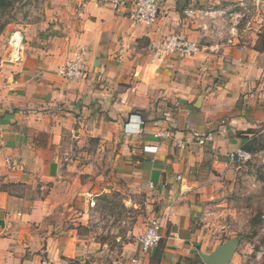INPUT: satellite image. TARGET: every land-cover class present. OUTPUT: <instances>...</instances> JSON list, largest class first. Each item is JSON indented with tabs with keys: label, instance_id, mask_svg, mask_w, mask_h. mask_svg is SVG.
<instances>
[{
	"label": "crops",
	"instance_id": "0c3cea01",
	"mask_svg": "<svg viewBox=\"0 0 264 264\" xmlns=\"http://www.w3.org/2000/svg\"><path fill=\"white\" fill-rule=\"evenodd\" d=\"M48 1L42 22L18 28L21 62L5 61L9 35L0 36V183L8 184L0 189V264L79 260L85 249L62 218L77 200L110 190L101 169L115 140L119 176L150 193L161 241L139 263L130 260L138 243H124L113 264H205L198 250L214 248L200 246L203 209L235 166L227 153L257 137L264 122V49L231 10L243 0H158L150 26L102 0ZM188 8L202 17H188ZM171 34L200 51L162 55ZM81 47L84 77H61L57 68ZM132 114L144 121L136 136L124 132ZM165 129L168 137L154 136Z\"/></svg>",
	"mask_w": 264,
	"mask_h": 264
},
{
	"label": "rangeland",
	"instance_id": "374dc122",
	"mask_svg": "<svg viewBox=\"0 0 264 264\" xmlns=\"http://www.w3.org/2000/svg\"><path fill=\"white\" fill-rule=\"evenodd\" d=\"M242 2L231 7L240 10L237 24L251 27L259 36L258 46H264V0ZM49 7L48 0H21L0 36L10 37L21 25L42 22ZM260 125L256 129L259 145H254L252 159L240 167L233 166L229 175L218 179L216 196L207 202L201 216L205 232L200 246L204 249L211 250L240 236L232 264H264V122ZM115 144L113 158L109 160L105 155L102 159V184L110 190L90 196L94 200L92 206L90 202L77 200L71 205L74 208L63 215L62 227L85 249L73 264H113L122 245L136 241L154 215L150 193L131 187L129 180L130 186L127 185L124 177L119 176L115 155L120 143L115 140ZM105 151L112 150L105 148ZM105 194L107 198L103 197Z\"/></svg>",
	"mask_w": 264,
	"mask_h": 264
},
{
	"label": "built area",
	"instance_id": "2783aa9c",
	"mask_svg": "<svg viewBox=\"0 0 264 264\" xmlns=\"http://www.w3.org/2000/svg\"><path fill=\"white\" fill-rule=\"evenodd\" d=\"M103 2L109 4L115 10L124 9L125 12H128L132 21L135 24H144L150 26L154 24L158 17V0H102ZM242 4V3H241ZM185 13L188 17L194 19L195 17L201 15H196L192 8H188L185 10ZM207 12H202V14H206ZM201 27L203 29H209L210 26L207 23H202ZM24 36L20 30H15L10 35L7 45H8V53L5 61L7 63H19L23 60L24 56ZM231 42V40H228ZM200 45L196 41H192L186 38H183L176 34H171L165 38L162 42L160 51L162 55L175 53L178 56H192L200 51ZM86 56L87 49L85 47L79 48L76 52H74L73 56L66 59L58 68L57 73L67 79L78 80L84 77L86 72ZM144 121L137 114H132L129 116L128 121L124 125V132L130 136L139 135L142 130L141 126H143ZM170 135L169 129L158 130L154 136L158 138H165ZM197 143L203 144L206 139L210 137V134H204L202 136H197ZM178 146L183 147L182 143H179ZM144 150L155 149L154 145H145L143 147ZM252 152L239 146L234 150H231L227 153L226 159L227 162L231 165L241 166L246 162L252 159ZM9 162V159H6ZM178 180H184V177L181 174L176 176ZM149 186L152 187L153 183L149 182ZM91 206L94 205V200L90 199ZM161 228V218L154 217L151 218L143 232L137 237L136 242L139 246V253L136 257L130 259L133 263L142 262L145 254L149 251V249L156 247L161 239L160 235ZM41 264H48L46 261H42ZM141 264V263H140Z\"/></svg>",
	"mask_w": 264,
	"mask_h": 264
},
{
	"label": "water",
	"instance_id": "95a60500",
	"mask_svg": "<svg viewBox=\"0 0 264 264\" xmlns=\"http://www.w3.org/2000/svg\"><path fill=\"white\" fill-rule=\"evenodd\" d=\"M240 236L233 237L217 245L208 253L198 250L199 256L205 264H229L239 244Z\"/></svg>",
	"mask_w": 264,
	"mask_h": 264
},
{
	"label": "trees",
	"instance_id": "16d2710c",
	"mask_svg": "<svg viewBox=\"0 0 264 264\" xmlns=\"http://www.w3.org/2000/svg\"><path fill=\"white\" fill-rule=\"evenodd\" d=\"M20 1L21 0H0V34H2V32L4 31L7 24H9L11 22L10 19H12V17H13L12 11L20 3ZM258 49L262 50V49H264V46L263 45L259 46ZM258 140L259 139L257 137H255L253 140L249 141L248 144L243 146V148L252 152L253 148H255L254 145L255 144L259 145ZM260 141H262V140H260ZM7 186H8V184L0 183V189L1 190H5L7 188ZM103 197L107 198L108 196L105 194V195H103ZM160 241H161V239L159 240V243H160Z\"/></svg>",
	"mask_w": 264,
	"mask_h": 264
}]
</instances>
